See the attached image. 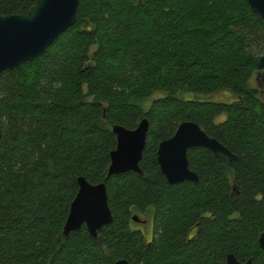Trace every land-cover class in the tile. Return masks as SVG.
<instances>
[{"label":"trees","instance_id":"16d2710c","mask_svg":"<svg viewBox=\"0 0 264 264\" xmlns=\"http://www.w3.org/2000/svg\"><path fill=\"white\" fill-rule=\"evenodd\" d=\"M35 1L0 0V14ZM77 17L0 76V264H264V97L250 86L261 16L248 0H80ZM143 118L144 174L108 176L111 125ZM187 120L238 158L191 148L199 180L170 184L158 146ZM79 176L107 185L113 222L98 238L85 225L63 236Z\"/></svg>","mask_w":264,"mask_h":264},{"label":"water","instance_id":"95a60500","mask_svg":"<svg viewBox=\"0 0 264 264\" xmlns=\"http://www.w3.org/2000/svg\"><path fill=\"white\" fill-rule=\"evenodd\" d=\"M252 10L264 21V0H248ZM80 0H36L27 13L0 14V76L3 72L21 68L45 53L55 40L77 22ZM256 80L264 90V53L256 56ZM150 129L148 118H143L137 127L130 129L121 124L111 125L116 135V148L110 152L108 176L135 171L144 174L141 160L146 147ZM2 127L0 120V140ZM194 147H204L216 156L225 154L229 159H237L217 138L210 136L196 122L187 120L179 124L174 135L159 143L157 161L161 172L170 184L184 181L197 182L199 175L189 166L188 151ZM78 192L71 202L70 210L63 228L67 238L83 225L94 238L113 222L109 205L107 185L104 181L91 183L84 176L77 178ZM136 222H145L134 215ZM264 255V231L258 236ZM114 264H130L127 258H119ZM226 264H255L250 258L240 261L234 253L227 255Z\"/></svg>","mask_w":264,"mask_h":264},{"label":"rangeland","instance_id":"374dc122","mask_svg":"<svg viewBox=\"0 0 264 264\" xmlns=\"http://www.w3.org/2000/svg\"><path fill=\"white\" fill-rule=\"evenodd\" d=\"M250 86L253 87V88H257L258 91H259V94L261 96L264 97V92H262V89L261 87L259 86L258 84V81L256 80V77L255 75L253 76V78L250 80ZM213 98L215 100H229L231 99L230 95L229 94H226V93H216L214 95H212ZM142 226V225H141ZM145 236L148 238V239H151L152 237V224L151 223H148L146 226H145Z\"/></svg>","mask_w":264,"mask_h":264},{"label":"flooded vegetation","instance_id":"af4514ba","mask_svg":"<svg viewBox=\"0 0 264 264\" xmlns=\"http://www.w3.org/2000/svg\"><path fill=\"white\" fill-rule=\"evenodd\" d=\"M255 77H256V74H255ZM262 92H264V90H262ZM222 155H225V154H222ZM227 156V155H226ZM219 157V156H218ZM231 160V159H230ZM139 224H146V220H145V222H138Z\"/></svg>","mask_w":264,"mask_h":264}]
</instances>
